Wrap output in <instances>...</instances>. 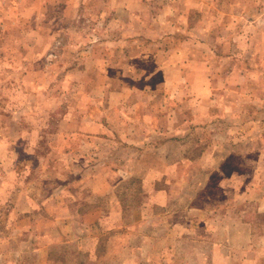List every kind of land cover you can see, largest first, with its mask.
<instances>
[{"label":"rangeland","instance_id":"rangeland-1","mask_svg":"<svg viewBox=\"0 0 264 264\" xmlns=\"http://www.w3.org/2000/svg\"><path fill=\"white\" fill-rule=\"evenodd\" d=\"M0 264H264V0H0Z\"/></svg>","mask_w":264,"mask_h":264}]
</instances>
